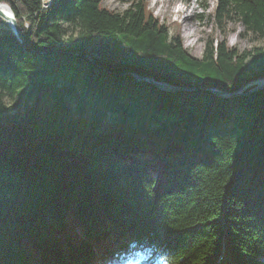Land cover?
<instances>
[{
	"label": "trees",
	"instance_id": "16d2710c",
	"mask_svg": "<svg viewBox=\"0 0 264 264\" xmlns=\"http://www.w3.org/2000/svg\"><path fill=\"white\" fill-rule=\"evenodd\" d=\"M0 2L24 40L0 35V264H212L224 244L264 264V89L237 95L264 78V45L193 57L148 0ZM216 18L264 40V0Z\"/></svg>",
	"mask_w": 264,
	"mask_h": 264
},
{
	"label": "rangeland",
	"instance_id": "374dc122",
	"mask_svg": "<svg viewBox=\"0 0 264 264\" xmlns=\"http://www.w3.org/2000/svg\"><path fill=\"white\" fill-rule=\"evenodd\" d=\"M132 1L103 0V6L112 11L123 12L129 7ZM219 3L220 0H148V8L160 19L162 24L174 25V23H179L181 25L180 36L183 40L184 47L190 55L196 58H202L206 44L212 39L214 41H220L224 37H227L230 47L236 48L239 52L264 45V40L252 30L247 29L241 22H224L220 24L216 18ZM0 5H6L9 11H12L14 14L10 4L0 2ZM0 20L2 21L0 22V35L8 31L14 33L10 21L8 24L1 15ZM251 85H254L252 89L256 87V83L253 82L242 88L237 94L242 95L243 90ZM225 94L226 96L222 97L228 98L232 96L230 93ZM4 100L8 106H15L13 99L5 96Z\"/></svg>",
	"mask_w": 264,
	"mask_h": 264
},
{
	"label": "water",
	"instance_id": "95a60500",
	"mask_svg": "<svg viewBox=\"0 0 264 264\" xmlns=\"http://www.w3.org/2000/svg\"><path fill=\"white\" fill-rule=\"evenodd\" d=\"M52 4V2H51ZM50 4V6H51ZM11 12V27H12V30L14 31L16 37L24 44V40L22 38V34H21V30L18 26V23L16 21V18L14 16V14ZM0 15L3 16V13L0 12ZM132 76L137 80V81H145V82H148L150 84H153L154 86H156L157 88L163 90V91H167V92H177V91H193L195 90L194 88H190V87H184V86H176V85H171V84H168V83H161V82H158V81H155L153 78H149V77H142V76H139V75H135V74H132ZM264 78L260 79V80H263ZM256 83V87L252 90H250L248 93H253V92H256V91H259V90H262L264 89V84H259L258 82H254ZM215 94L219 95V96H226L225 93L219 91V90H212ZM232 95H236V94H232ZM238 95V94H237Z\"/></svg>",
	"mask_w": 264,
	"mask_h": 264
},
{
	"label": "bare ground",
	"instance_id": "6f19581e",
	"mask_svg": "<svg viewBox=\"0 0 264 264\" xmlns=\"http://www.w3.org/2000/svg\"><path fill=\"white\" fill-rule=\"evenodd\" d=\"M52 0H43V5H44V8H48L49 5L51 4ZM0 12L3 13V18H5V20L8 22L9 24V21L11 20V13L8 9V7L6 5H0ZM187 19V18H186ZM259 84H264V79L263 80H258ZM217 91V89H216Z\"/></svg>",
	"mask_w": 264,
	"mask_h": 264
}]
</instances>
